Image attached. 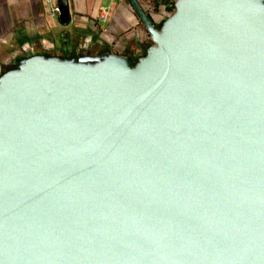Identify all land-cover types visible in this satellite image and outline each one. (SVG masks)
Returning a JSON list of instances; mask_svg holds the SVG:
<instances>
[{"label": "water", "instance_id": "water-1", "mask_svg": "<svg viewBox=\"0 0 264 264\" xmlns=\"http://www.w3.org/2000/svg\"><path fill=\"white\" fill-rule=\"evenodd\" d=\"M133 6L135 66L0 77V264H264V0H177L160 29Z\"/></svg>", "mask_w": 264, "mask_h": 264}, {"label": "crops", "instance_id": "crops-1", "mask_svg": "<svg viewBox=\"0 0 264 264\" xmlns=\"http://www.w3.org/2000/svg\"><path fill=\"white\" fill-rule=\"evenodd\" d=\"M66 2L69 22L63 24L45 0H0V77L32 56L118 55L137 63L153 43L133 4H139L158 26L172 15L177 0ZM52 4L58 6L57 0ZM103 15H108L106 21Z\"/></svg>", "mask_w": 264, "mask_h": 264}, {"label": "built area", "instance_id": "built-area-1", "mask_svg": "<svg viewBox=\"0 0 264 264\" xmlns=\"http://www.w3.org/2000/svg\"><path fill=\"white\" fill-rule=\"evenodd\" d=\"M45 1H46V3L50 6L51 11H52L53 13H56V14H59V13H60V11H59V7H58L56 4H52V0H45ZM101 19H102L103 21H106V20L108 19V15H103V16H101Z\"/></svg>", "mask_w": 264, "mask_h": 264}, {"label": "trees", "instance_id": "trees-1", "mask_svg": "<svg viewBox=\"0 0 264 264\" xmlns=\"http://www.w3.org/2000/svg\"><path fill=\"white\" fill-rule=\"evenodd\" d=\"M174 10H175V6L173 7V12H174ZM162 25H163V23H162V24H160V25H158V26H156V28H157V29H160V28L162 27ZM133 65L135 66V65H136V63H134Z\"/></svg>", "mask_w": 264, "mask_h": 264}]
</instances>
